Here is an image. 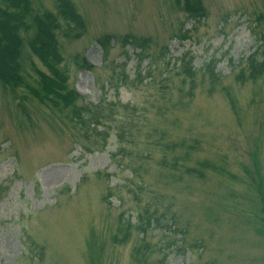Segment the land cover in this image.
<instances>
[{
	"label": "rangeland",
	"instance_id": "1",
	"mask_svg": "<svg viewBox=\"0 0 264 264\" xmlns=\"http://www.w3.org/2000/svg\"><path fill=\"white\" fill-rule=\"evenodd\" d=\"M66 1L0 77V264H264V0Z\"/></svg>",
	"mask_w": 264,
	"mask_h": 264
},
{
	"label": "trees",
	"instance_id": "2",
	"mask_svg": "<svg viewBox=\"0 0 264 264\" xmlns=\"http://www.w3.org/2000/svg\"><path fill=\"white\" fill-rule=\"evenodd\" d=\"M8 3V5L14 9L13 12L8 10L2 12L0 10V15L4 14V16H0V77L6 83L14 84L15 86H20L23 82V71L21 68V51L20 47L22 46V40L20 39V35L18 33L19 26L24 22V15L28 13L26 10V1L27 0H4ZM62 6L67 7L69 13L63 12V14L70 18L77 20L76 16H74L71 6L68 5L66 0H62ZM189 5H192L189 3ZM188 12H191L193 15L198 16L200 14V9L198 5H192L187 8ZM33 27L36 31L35 38L29 43H31L33 51L38 54L39 57L45 61L50 70L52 71V64L57 61L58 53L56 52V39L54 30H58L60 25H58L55 17L52 16H41L38 15L34 19L33 25L29 26ZM64 31H69V28L65 27ZM138 41V40H137ZM137 41L134 39L131 41V38L126 41L130 45L134 47H139L142 49ZM100 45L102 47L105 46V41L101 40ZM57 76H45L41 79V84L45 86V89L51 94L55 93L59 96L61 101H64L62 98L71 97L70 92H66V89L63 87L62 78L58 73ZM53 77H58L60 82L55 80ZM73 114L79 115L77 110L73 112ZM88 124H92L88 122Z\"/></svg>",
	"mask_w": 264,
	"mask_h": 264
}]
</instances>
